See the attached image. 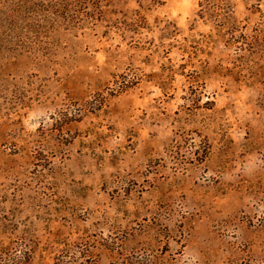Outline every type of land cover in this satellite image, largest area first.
Returning <instances> with one entry per match:
<instances>
[{
	"label": "rangeland",
	"instance_id": "374dc122",
	"mask_svg": "<svg viewBox=\"0 0 264 264\" xmlns=\"http://www.w3.org/2000/svg\"><path fill=\"white\" fill-rule=\"evenodd\" d=\"M0 264H264V0H0Z\"/></svg>",
	"mask_w": 264,
	"mask_h": 264
}]
</instances>
